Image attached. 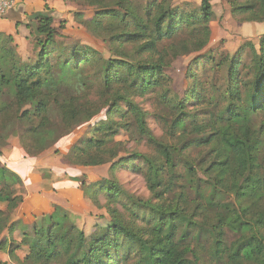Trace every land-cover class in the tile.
<instances>
[{
    "label": "trees",
    "instance_id": "1",
    "mask_svg": "<svg viewBox=\"0 0 264 264\" xmlns=\"http://www.w3.org/2000/svg\"><path fill=\"white\" fill-rule=\"evenodd\" d=\"M114 1L113 6H100V15L86 22L117 46L110 58L89 57L97 52L87 46L67 50L57 38L55 15L48 3L29 16L33 59L22 56L15 37L0 30V233L8 234L0 250H8L20 264H264V131L254 125L253 118L264 109L259 103L264 101V33L259 48L246 44L248 62L237 56L214 58L207 51L213 35L214 0H197L185 7L171 0H154L141 8L134 0ZM228 2L235 18L264 23V0ZM242 48L244 52L246 46ZM193 54H198L195 63L206 59L211 70L227 67L229 86L224 95L230 104L207 121L188 122L189 117L202 114L189 113V104L214 102L213 96L203 94L205 83L199 73L189 72V67L192 84L183 97L177 95L170 103L177 115L172 125L184 134L205 135L197 144L209 146V160L201 159L196 166L206 180L194 165H188L186 176L192 186L199 181L235 195L238 205L220 201L213 206L212 200L205 203L201 195L190 210L187 200L183 201L188 207L164 200L175 187L177 159L184 147L159 142L147 126L145 111L134 100L157 88L169 92L173 78L167 71L179 58ZM121 103L129 110L121 109ZM103 113L105 118L99 119ZM116 116L135 118V128L158 147L156 157H144L147 169L143 172L156 202L129 196L131 201L122 204L119 183H87L83 175L73 177L83 196L97 201L105 193L108 200L110 223L97 224L94 232L78 228L69 211L58 205L54 211L42 208V196L17 211L23 197L15 194L18 188L13 186H20L21 175L10 167L11 161L6 159L4 164L2 159L7 139L19 125L28 126L23 129L29 139L24 150L31 163L86 126L87 133L65 153V162L85 167L112 163L116 168L129 161L120 157L123 142L116 135L124 125L115 121ZM145 210L159 215V220L142 221ZM180 225L202 233L204 242L189 239L188 232L179 234ZM16 234L22 236L19 242ZM123 246L129 253L120 251ZM21 249L26 250L24 259L19 257Z\"/></svg>",
    "mask_w": 264,
    "mask_h": 264
},
{
    "label": "rangeland",
    "instance_id": "2",
    "mask_svg": "<svg viewBox=\"0 0 264 264\" xmlns=\"http://www.w3.org/2000/svg\"><path fill=\"white\" fill-rule=\"evenodd\" d=\"M46 1L55 15L54 25L59 31L57 38L63 46L67 47V50L72 51L74 49L69 47L87 46L93 48L97 52L90 53L89 57L91 58L98 57V54L107 58L113 57V54H115L113 52L117 46L115 45V47H113L110 45L109 41L106 40L105 36L93 32L92 28L86 25V22L100 15L102 12L101 9H103L100 8V6L105 4L113 6L115 3L114 0ZM152 1L154 0H134L137 8H141L143 3H151ZM171 1H174L178 6L185 7L187 5L189 6V4H193L197 0ZM190 8H192L191 5ZM214 13V20L212 21L213 35L207 47V49L210 50L207 51H210L209 53L214 58H218L219 56H237L241 61L248 62L250 50L246 44L251 42L258 48L260 47L259 38L264 33V23L245 22L239 18H235L231 13L228 0H214ZM61 24H63V27H61ZM28 33L30 34V29ZM20 39L22 42L24 41L23 38ZM243 46H246L244 52L241 50ZM17 47L20 54L25 58L27 56H31L32 59L34 58L35 55L31 54V50L34 49L32 41H30L29 45H24L23 43L20 45L18 44ZM198 54L181 57L173 63L172 67L167 71L173 78L169 92L166 93V88H157L154 92L135 97L134 100L140 105L143 111H145L147 126L152 135H154L159 142L163 145L172 144L179 148L184 147L181 156L177 159V167L175 168V173L177 175L175 187H173L170 192H167L164 200L168 204L178 202L181 203L183 207H188L183 201L187 200L191 205L190 210H193L196 199H200L201 195L205 203L209 199L212 200L211 205L213 206L220 201L238 205V200L235 195L225 193L219 189L215 190L208 183L196 181L192 186V179L186 176L188 165H194L199 172V177L206 180L207 178L202 174L200 171L201 169L196 166L201 159H206L204 163H207L209 160V146L203 148L197 144L200 140H203L202 138L205 137V135L196 136L194 134H184L175 129L172 125L177 115L170 103L177 95L183 97L185 92H187V88L192 84V78L189 74L190 71L199 73V79L205 83V91L203 94L207 95V98L213 96L214 102L209 105V101L207 100L202 106L189 104V113L198 111V114H202L196 118L189 117L188 122L196 120L207 121L218 115L220 110L230 104L229 96L224 95V91L229 86L227 67L223 66L220 69L211 70V63L206 61V59L196 61L195 63L194 59ZM189 67L191 68L189 72H187ZM240 67H242V65ZM87 72L93 74V70L91 69H87ZM243 78L245 79L244 73ZM67 87L70 90L69 86ZM195 101L196 100H194V103ZM259 103L264 105L262 99ZM214 105H217L216 110L209 112L208 109ZM120 108L129 110V107L124 103H121ZM102 118H105L104 113L99 117V119ZM253 118L254 125L258 129H263L264 131V109L255 112ZM115 121L122 122L124 125V127L121 126V130L116 135V139L123 142L120 157H129V161L126 164L117 166L116 168H113L112 163L96 167L67 164L64 160L65 153L72 145L79 143L81 137L87 133L88 128L86 126L81 127L75 130V133L69 135L68 138H64V142L60 143V141L58 144L50 146L37 155L36 158L32 160L35 164L30 167L27 176L20 174L22 183L20 186L16 184L13 186L14 188H18L15 194H20L23 197V201L19 205L17 211L20 212L24 210L25 207L32 206L35 203L34 200L36 196L39 195L44 198L43 202L40 204L42 208L54 211V206L58 205L69 211L71 222L75 223L78 228L84 229L87 233L94 232L97 224L106 225L110 223L111 216L107 208L108 200L105 193H101L97 201H95V198L89 199L83 196V192H81L82 190L79 187L80 183L73 180V177L81 178L83 175L86 177L85 180L87 183H108L110 180L119 183L123 189V192L120 194L123 199L122 204L131 201L128 199L129 196L144 200L153 199V201L156 202L157 199L154 198L153 193L149 190L143 172L147 169L144 157H156L158 155V147L152 144L149 137L143 136L138 129L135 128V118L129 116L124 119L120 116H116ZM94 122L87 125L89 129ZM26 127L28 126L24 127L19 125L17 131L9 135L6 145L3 148L5 159H2V163L5 164L6 159L12 161L14 157H18L20 152L25 158H28L24 150L26 142L29 141L27 133L23 134V129ZM188 143L190 144L188 145ZM261 162H263L264 167V154L261 158ZM133 163L136 165L135 169L131 168ZM168 176H170V174H168ZM197 185L201 186L200 189H197ZM122 204H118L121 210H123ZM0 207L3 206L0 204ZM145 211L146 212H144L143 216L140 218L142 221H149L151 224H154L156 220H159V215L153 214L148 210ZM140 223L142 224V222ZM179 228V234L188 232L190 234L189 239L204 242L202 233H197L195 230L188 228L187 225H180ZM7 235L6 230L0 233V243L3 241L2 239L8 237ZM20 239H22V236L16 234V241L19 242ZM121 250H123V253H129V248L127 246H123L120 251ZM18 253L19 257L24 259L26 250L21 249ZM115 253L116 252H113V254ZM0 264L20 263L16 259L11 258L8 254V250H0Z\"/></svg>",
    "mask_w": 264,
    "mask_h": 264
},
{
    "label": "crops",
    "instance_id": "3",
    "mask_svg": "<svg viewBox=\"0 0 264 264\" xmlns=\"http://www.w3.org/2000/svg\"><path fill=\"white\" fill-rule=\"evenodd\" d=\"M15 8L0 14V30L7 34H12L16 42L20 44H30V34L28 33L29 16L34 12L44 9L46 0H18ZM20 38H23L22 42ZM19 153V152H18ZM18 155V154H17ZM35 163H31L20 152L18 157H14L10 163V167L15 169L21 175L27 176V173ZM25 171V172H24ZM39 195L36 196L34 202H38ZM43 200L40 202V204Z\"/></svg>",
    "mask_w": 264,
    "mask_h": 264
},
{
    "label": "built area",
    "instance_id": "4",
    "mask_svg": "<svg viewBox=\"0 0 264 264\" xmlns=\"http://www.w3.org/2000/svg\"><path fill=\"white\" fill-rule=\"evenodd\" d=\"M18 4V0H0V14H5Z\"/></svg>",
    "mask_w": 264,
    "mask_h": 264
}]
</instances>
